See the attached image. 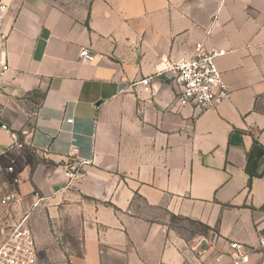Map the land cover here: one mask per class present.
<instances>
[{
	"label": "crops",
	"instance_id": "1",
	"mask_svg": "<svg viewBox=\"0 0 264 264\" xmlns=\"http://www.w3.org/2000/svg\"><path fill=\"white\" fill-rule=\"evenodd\" d=\"M4 1L0 195L20 202L0 208V245L25 219L38 264H231L229 242L256 247L264 0ZM198 44L227 50L230 90L201 111L176 104L161 62ZM168 216L209 229L185 237Z\"/></svg>",
	"mask_w": 264,
	"mask_h": 264
},
{
	"label": "built area",
	"instance_id": "2",
	"mask_svg": "<svg viewBox=\"0 0 264 264\" xmlns=\"http://www.w3.org/2000/svg\"><path fill=\"white\" fill-rule=\"evenodd\" d=\"M8 11V5L0 0V20ZM7 34L0 28V43H6ZM227 53L224 48L211 47L207 50L201 44L195 47L191 56L179 57L171 60L162 57L163 71L171 74L174 86L175 102L178 106H191L194 110H206L217 106L227 99L230 90L222 78L216 60ZM94 54L87 48L79 50L81 62H92ZM7 69V65L0 58V75ZM71 122L69 118L66 120ZM64 175L69 182L78 176L76 170H65ZM20 202L19 195L14 191L0 195V206L8 207ZM253 249L264 252V235H260L255 248H247L243 244L231 241L228 243L227 255L231 264H247ZM219 261V258H216ZM0 264H38L36 257L35 237L25 225V219L12 225L0 245Z\"/></svg>",
	"mask_w": 264,
	"mask_h": 264
},
{
	"label": "rangeland",
	"instance_id": "3",
	"mask_svg": "<svg viewBox=\"0 0 264 264\" xmlns=\"http://www.w3.org/2000/svg\"><path fill=\"white\" fill-rule=\"evenodd\" d=\"M0 208H5V207L0 206ZM168 222L171 226H173L178 231V233H180L181 235L185 237H189L196 233L206 231L203 228V226H201L200 224L190 221V220L179 218V217L168 216ZM6 226L7 227L5 228V231L8 232L10 229V225L7 224Z\"/></svg>",
	"mask_w": 264,
	"mask_h": 264
},
{
	"label": "trees",
	"instance_id": "4",
	"mask_svg": "<svg viewBox=\"0 0 264 264\" xmlns=\"http://www.w3.org/2000/svg\"><path fill=\"white\" fill-rule=\"evenodd\" d=\"M196 223H198V222H196ZM198 224H200L201 226H203V228H204L205 230H208V229H209V227L206 226V225H203V224H201V223H198Z\"/></svg>",
	"mask_w": 264,
	"mask_h": 264
}]
</instances>
